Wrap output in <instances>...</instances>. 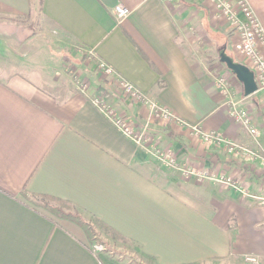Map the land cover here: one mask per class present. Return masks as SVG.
Returning a JSON list of instances; mask_svg holds the SVG:
<instances>
[{
    "label": "crops",
    "instance_id": "obj_1",
    "mask_svg": "<svg viewBox=\"0 0 264 264\" xmlns=\"http://www.w3.org/2000/svg\"><path fill=\"white\" fill-rule=\"evenodd\" d=\"M248 1L264 28V0ZM118 4L130 9L124 19L115 15ZM34 14L58 51L32 40L39 34L25 41L23 57L6 55L0 41V264H125L95 238L120 240L79 221L91 225L93 216L156 264H249V255L264 264V166L203 138L221 133L264 154V92L246 95L224 62L209 66L196 51L215 45L247 65L235 56L234 26L218 7L210 0H0V20ZM122 80L180 120L155 115L121 89ZM93 98L146 128L149 147L125 136ZM230 99L261 127L257 138L232 118ZM154 149L172 153L176 167ZM38 197L68 201L80 216H60Z\"/></svg>",
    "mask_w": 264,
    "mask_h": 264
},
{
    "label": "built area",
    "instance_id": "obj_2",
    "mask_svg": "<svg viewBox=\"0 0 264 264\" xmlns=\"http://www.w3.org/2000/svg\"><path fill=\"white\" fill-rule=\"evenodd\" d=\"M221 13L233 24L236 33V41L233 44L237 53L243 56L247 61V65L254 72L255 80L258 86V91L264 92V28L257 18L250 2L248 0H210ZM115 15L118 19H124L130 14V9L123 4H118L114 9ZM243 15L241 19L238 14ZM99 69L104 73H113V68L103 61L99 62ZM121 89L138 99L144 100L151 106L152 112L166 122L180 120L169 109L162 107L157 102L152 101L146 95H143L132 83L127 80L120 81ZM219 84L224 94H230V87L226 79L220 78ZM93 102L112 119L116 127L127 137L131 138L137 145L148 148L149 137L146 133V128H136L129 121L122 117L114 115V111L100 98H93ZM230 115L232 118L240 123L254 138L260 134L261 127H259L249 110L242 108L241 105L235 101H229ZM199 132V130H198ZM201 133V132H200ZM203 138L208 142H214L226 147L230 153H237L239 150L245 154L257 157L261 160L264 166V154L257 151L247 150L237 143L229 140L221 133L211 132L204 133ZM152 153L165 164L176 167L177 161L175 156L169 151L160 149L152 150ZM100 247L98 246V249ZM246 261L253 264L260 262L256 256H246Z\"/></svg>",
    "mask_w": 264,
    "mask_h": 264
},
{
    "label": "rangeland",
    "instance_id": "obj_3",
    "mask_svg": "<svg viewBox=\"0 0 264 264\" xmlns=\"http://www.w3.org/2000/svg\"><path fill=\"white\" fill-rule=\"evenodd\" d=\"M39 20L40 16H38V14H34L31 17H19L14 22H9L8 20H0V25H3L0 26V41L2 43V46H4L1 48V50H3L6 55L9 54L23 57L25 56L26 52L28 53V50H30V48H28V45L25 44V41L33 37L34 35L39 34L36 35V37H33L32 40L38 41L39 43L44 45L49 42L52 50L54 52L58 51L57 45L56 43H54V36H49V34L43 28L44 26H41ZM6 43H8L9 46H7ZM225 45L226 41H224L222 48H224ZM220 50L221 48L219 49L215 45H208L207 47L202 46L196 49V51H198V55L207 63V65L211 66L215 63H221L226 68L225 64L220 60ZM234 54L236 57L238 56L243 59V56L236 51L234 52ZM70 76L71 79H75L76 75L72 72ZM164 171H161V173H166ZM98 239H100L101 242H104L105 244L108 243L107 247L110 245L111 248L117 251L118 253H116L118 254V256L123 257L125 264H156L151 262L148 258L144 257L140 250L131 243L125 244L122 241H115L112 238L107 239V237L103 233L98 234V238H95V240L97 241ZM103 246L105 247L104 244ZM244 261L246 263L253 264L246 261L245 259ZM219 264L222 263L219 262ZM258 264H262L261 260Z\"/></svg>",
    "mask_w": 264,
    "mask_h": 264
},
{
    "label": "trees",
    "instance_id": "obj_4",
    "mask_svg": "<svg viewBox=\"0 0 264 264\" xmlns=\"http://www.w3.org/2000/svg\"><path fill=\"white\" fill-rule=\"evenodd\" d=\"M42 0H40L41 2ZM30 199H34V195L29 196ZM39 199L43 200L47 206L49 205L50 210L55 212L58 215H64V216H71L72 218L76 219L80 215L79 213L75 210L74 205L71 204L68 201H64L61 199H55V198H50V197H38ZM81 219V218H80ZM93 223L91 225L85 224L84 220L81 219L79 220L83 226H86V229L89 230V226L91 228L93 227L94 229H100L104 231L107 235L120 240L122 242H128L129 239L126 237L122 236L120 233H118L116 230L105 224L103 221H101L99 218L93 216L92 217ZM99 242H101L100 239H98ZM100 244L103 245L101 242Z\"/></svg>",
    "mask_w": 264,
    "mask_h": 264
},
{
    "label": "water",
    "instance_id": "obj_5",
    "mask_svg": "<svg viewBox=\"0 0 264 264\" xmlns=\"http://www.w3.org/2000/svg\"><path fill=\"white\" fill-rule=\"evenodd\" d=\"M222 62L237 76L243 83L245 94L251 95L258 91L254 72L244 63L237 61L233 56L229 55L225 49L219 52Z\"/></svg>",
    "mask_w": 264,
    "mask_h": 264
}]
</instances>
